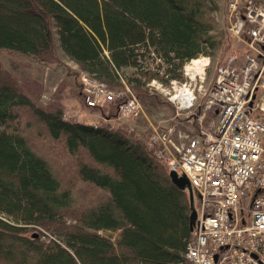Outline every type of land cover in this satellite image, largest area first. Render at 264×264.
I'll list each match as a JSON object with an SVG mask.
<instances>
[{
  "label": "trees",
  "instance_id": "trees-1",
  "mask_svg": "<svg viewBox=\"0 0 264 264\" xmlns=\"http://www.w3.org/2000/svg\"><path fill=\"white\" fill-rule=\"evenodd\" d=\"M218 5L0 0V213L12 219L0 217V264L185 261L189 189L174 183L136 132L68 119L59 99L43 104L31 97L3 65L1 51L51 60L61 46L109 86L124 79L141 99H157L150 80L183 79L188 60L218 45L212 15ZM156 57L163 61L152 67ZM119 102L94 109L108 108L104 117L112 118ZM86 183L97 190L84 189Z\"/></svg>",
  "mask_w": 264,
  "mask_h": 264
},
{
  "label": "built area",
  "instance_id": "built-area-1",
  "mask_svg": "<svg viewBox=\"0 0 264 264\" xmlns=\"http://www.w3.org/2000/svg\"><path fill=\"white\" fill-rule=\"evenodd\" d=\"M227 10L230 32L247 37L245 53L229 56L218 67L201 103L195 88L181 86L168 96L175 115L144 129L147 146L170 170L189 179L196 197L198 217L183 264H264V0H228ZM80 78L87 106L120 100L121 117L143 112L127 85L112 89L85 70ZM198 107L202 113L195 129ZM65 114L72 118L79 110Z\"/></svg>",
  "mask_w": 264,
  "mask_h": 264
},
{
  "label": "rangeland",
  "instance_id": "rangeland-1",
  "mask_svg": "<svg viewBox=\"0 0 264 264\" xmlns=\"http://www.w3.org/2000/svg\"><path fill=\"white\" fill-rule=\"evenodd\" d=\"M217 2L219 4L218 8L212 12V15L217 23L214 32L220 40L218 45L214 49H209L208 54H201L197 57L203 60L200 66H196L193 60H188L183 66V79H175L173 83L171 81L161 83L166 87L165 89L162 90L160 88L161 85L159 82L155 85L150 80L147 86L158 97L157 99H141L136 94L138 100L143 104V112L137 118L121 117L112 109L111 112L116 113V115L112 118L105 119L104 113H107L108 108L104 110V113L100 110L87 108L80 93L81 85L79 74L81 72V66L70 59L61 46H58L57 57L51 60H41L34 55H24L8 50L1 51V58L3 65L12 72L18 83L31 97L38 100V102L41 103L43 101L41 94L44 90L51 91L56 86L53 98L59 99L64 109L76 108V110H79V114L76 116L78 120L89 121L96 125L122 127L123 129H128L130 132H136L137 136L142 138L144 129H151V124H165L175 115V106L169 102L170 100L168 98L171 93H174L181 86L188 85L191 88H195V91L199 94V101L202 102L204 97L200 95L204 89L208 90L214 82L218 67L230 55H243L245 53L247 49L246 35L237 37L229 30L230 16L227 10V0H217ZM147 60L149 61L151 59ZM156 65L157 62H154L152 67ZM133 70L132 67L125 69L128 75ZM124 83L127 84L126 81ZM174 86L176 88H173ZM110 87L119 89L122 86ZM109 109L111 110V108ZM133 127L136 128V131L131 130ZM75 159L76 157L74 155L68 158L72 165H75ZM83 188L97 190L95 186L88 183ZM1 216H4L10 222L12 221L7 215ZM43 230L48 233L47 230ZM112 235L113 237L117 236L116 233Z\"/></svg>",
  "mask_w": 264,
  "mask_h": 264
},
{
  "label": "water",
  "instance_id": "water-1",
  "mask_svg": "<svg viewBox=\"0 0 264 264\" xmlns=\"http://www.w3.org/2000/svg\"><path fill=\"white\" fill-rule=\"evenodd\" d=\"M170 176H171L172 180L174 181V183L176 185H178L180 188L189 187V184H190L189 180L184 175L179 176L177 172L171 171L170 172ZM190 193H191V199H193V195H192L191 189H190ZM196 218H197V211H196V209L193 206L191 217H190L191 229H193V226H194V223L196 221Z\"/></svg>",
  "mask_w": 264,
  "mask_h": 264
},
{
  "label": "bare ground",
  "instance_id": "bare-ground-1",
  "mask_svg": "<svg viewBox=\"0 0 264 264\" xmlns=\"http://www.w3.org/2000/svg\"><path fill=\"white\" fill-rule=\"evenodd\" d=\"M204 60H206V58H204ZM203 60L201 59V58H193V63H195L196 64V66H200L201 65V62H202ZM193 125H195V123L193 122ZM191 201H192V204L194 205L195 204V199L193 198V199H191ZM186 246V245H185ZM185 262V261H184ZM183 262V263H184ZM182 263V264H183Z\"/></svg>",
  "mask_w": 264,
  "mask_h": 264
},
{
  "label": "crops",
  "instance_id": "crops-1",
  "mask_svg": "<svg viewBox=\"0 0 264 264\" xmlns=\"http://www.w3.org/2000/svg\"><path fill=\"white\" fill-rule=\"evenodd\" d=\"M55 87H53V89H54Z\"/></svg>",
  "mask_w": 264,
  "mask_h": 264
}]
</instances>
